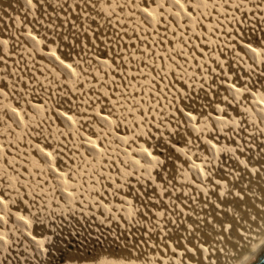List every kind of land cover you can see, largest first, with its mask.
<instances>
[{
  "label": "bare ground",
  "instance_id": "bare-ground-1",
  "mask_svg": "<svg viewBox=\"0 0 264 264\" xmlns=\"http://www.w3.org/2000/svg\"><path fill=\"white\" fill-rule=\"evenodd\" d=\"M0 153L11 263L58 219L118 237L77 264H253L264 0H0Z\"/></svg>",
  "mask_w": 264,
  "mask_h": 264
},
{
  "label": "rangeland",
  "instance_id": "rangeland-1",
  "mask_svg": "<svg viewBox=\"0 0 264 264\" xmlns=\"http://www.w3.org/2000/svg\"><path fill=\"white\" fill-rule=\"evenodd\" d=\"M59 19H61V18H59ZM254 30V31H253ZM251 32L253 31V34H254V32H255V34L256 35H259V32L257 31V30H255V29H253V28H251V30H250ZM258 37V36H257ZM74 42V40L71 42L70 41V43H71V48H69V47H67V49L65 50V51H72V49L73 48H77L76 46H78L77 44H76V42L75 43H73ZM74 45V47H73V45ZM73 47V48H72ZM69 48V49H68ZM71 54H72V52H70ZM0 155L2 156L3 155V153L1 154L0 153ZM0 156V157H1ZM48 210H47V212L45 211V213H44V211H43V213L40 215V214H38V218L40 217V219L43 221H41L40 219V221L38 222V224L40 225V223L42 224V225H44L45 224V222H47L48 220H50L52 217H53V214H50V212L48 213ZM46 214V215H45ZM42 215H43V217H42ZM49 215V216H48ZM61 216H64V214H62ZM42 217V218H41ZM44 217H45V219H44ZM47 217H49V218H47ZM44 219V220H43ZM59 222V223H56V222ZM58 224V225H57ZM62 223H61V221H59L58 219L57 220H55V223L54 224H52V229L50 228V235H51V237H52V239H50L51 241H52V243L50 244V242L48 241V243H49V247H48V253H45L44 251H42V249L40 250L39 248H36L35 247V252L37 253V256H35V258H33L32 256H30L29 255V253H26L25 254V250L24 251H22L21 253L23 254H21L25 259H24V261H23V259H21V258H19L18 259V261H16V262H12V263H14V264H34V263H37V264H77V262H72V260H69V259H71V258H73V255L74 256H76V255H84L85 253H89L91 250H92V247H97V246H100V247H103V248H109V247H112V246H114V245H116V244H119V243H116V241H117V235L116 234H114V233H112L109 229H108V227L106 226V227H104V226H102V228L104 229V232H103V230H102V228L101 227H99V228H96L95 229V231H97V232H95L93 229V231L92 232H90L89 230H90V228H91V226H90V228L89 227H87V228H85L84 230L85 231H83L82 229H79V227H77L76 228V226L74 225V224H72V223H70V224H67L66 225V229H65V233L63 232V231H60L59 229L60 228H63V225H61ZM101 225H103V224H101ZM56 226H57V228H56ZM72 226H73V228H72ZM93 226H94V224H93ZM76 229H75V228ZM81 228H83V227H81ZM100 228H101V230H100ZM68 229V230H67ZM71 229V230H70ZM89 229V230H88ZM99 229V230H98ZM70 230V231H69ZM80 230H82V232H83V234H84V236H83V234L82 233H80L81 231ZM88 230V231H87ZM60 231V232H59ZM69 231V232H68ZM76 231V232H75ZM80 231V232H79ZM56 232V233H55ZM58 232L60 233V234H58ZM93 232L94 233H96V237H94L95 236V234H93ZM101 232V233H100ZM72 233H75V234H72ZM103 233V234H102ZM108 233V234H107ZM110 233H112V234H110ZM60 235V237H62L63 235V237L60 239L61 241H59V240H56L55 239V235ZM63 234V235H62ZM67 234V235H66ZM79 234H81L82 236H81V241H80V239H79ZM92 234V235H91ZM97 234H100V235H97ZM108 235V237H106L107 235ZM69 235V236H68ZM106 235V236H105ZM110 235V236H109ZM111 235H112V237H111ZM91 236V237H90ZM102 237L101 239H99V237ZM114 236H116V237H114ZM76 237V238H75ZM94 237V238H93ZM111 237V238H110ZM113 237H114V240H115V242H114V240H113ZM108 238V239H107ZM69 239V240H68ZM71 239H74L73 240V243L75 244H73L72 242L71 243H68V242H70V240ZM78 239V240H77ZM92 239V240H91ZM104 241H103V240ZM55 240V241H54ZM64 240V241H63ZM76 240V241H75ZM96 240V241H95ZM97 240H99V241H97ZM111 240V241H110ZM24 241V240H23ZM57 241V242H56ZM87 242L86 244L84 243V242ZM88 241H89V243H88ZM91 241V242H90ZM95 241V242H94ZM25 242V241H24ZM62 242V243H61ZM66 242V243H65ZM77 242H79V244L77 243ZM102 242V243H101ZM109 242V243H108ZM115 244H114V243ZM11 243V244H10ZM10 243H7V245H5L4 243H1L0 244V251H2V250H4V251H2V252H0V259H2V261L0 260V264H7L8 263V261H10V258H9V256L11 255V250H13L12 249V246H13V248L16 246V245H14V244H12V242H10ZM59 243H60V245H59ZM80 243H81V245H80ZM83 243H84V245H83ZM92 243V244H91ZM55 244V245H54ZM64 244V245H63ZM103 244H105L104 246H103ZM113 244V245H112ZM3 246V248H2V246ZM107 245H109V246H107ZM9 246H10V251H9ZM23 246V245H22ZM56 246V248H54ZM88 246V247H87ZM92 246V247H91ZM6 247V248H5ZM82 247H84L83 249H81ZM5 248V249H4ZM72 248V249H71ZM6 249H8V251L6 250ZM37 249V250H36ZM60 249V250H59ZM64 249V250H63ZM66 249V250H65ZM83 251L84 250V253L81 251V250ZM88 249V250H87ZM55 250V251H54ZM70 250V251H69ZM73 250V251H72ZM75 250V251H74ZM77 250V251H76ZM86 251V252H85ZM44 254H43V253ZM83 254H82V253ZM35 253V254H36ZM42 253V254H41ZM25 254V255H24ZM73 254V255H72ZM27 255H29V256H27ZM2 256H3V258H2ZM8 256V257H7ZM26 256V257H25ZM51 256V257H50ZM69 257V258H68ZM9 258V259H8ZM29 258H30V260H31V258H32V260H31V262H30V260H29ZM67 258H68V260H67ZM4 259V260H3ZM8 259V260H7ZM35 259V260H34ZM37 259V260H36ZM21 260V261H20ZM3 261H5V262H3ZM7 261V262H6ZM11 261H13V260H11ZM11 261H10V263L9 264H12L11 263ZM22 262V263H21ZM24 262V263H23Z\"/></svg>",
  "mask_w": 264,
  "mask_h": 264
},
{
  "label": "snow or ice",
  "instance_id": "snow-or-ice-1",
  "mask_svg": "<svg viewBox=\"0 0 264 264\" xmlns=\"http://www.w3.org/2000/svg\"><path fill=\"white\" fill-rule=\"evenodd\" d=\"M177 2H179V0H177ZM2 200H3V198L0 197V201H2ZM257 264H264V252L261 253L260 258L257 260Z\"/></svg>",
  "mask_w": 264,
  "mask_h": 264
},
{
  "label": "water",
  "instance_id": "water-1",
  "mask_svg": "<svg viewBox=\"0 0 264 264\" xmlns=\"http://www.w3.org/2000/svg\"><path fill=\"white\" fill-rule=\"evenodd\" d=\"M259 258H260V256H259ZM259 258H258V259H259ZM258 259H257V260H258ZM257 260H256L253 264H257Z\"/></svg>",
  "mask_w": 264,
  "mask_h": 264
}]
</instances>
